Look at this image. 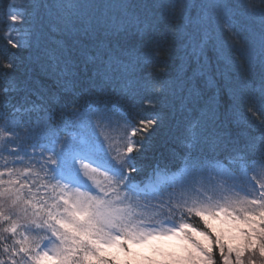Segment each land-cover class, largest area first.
<instances>
[{"label": "trees", "instance_id": "16d2710c", "mask_svg": "<svg viewBox=\"0 0 264 264\" xmlns=\"http://www.w3.org/2000/svg\"><path fill=\"white\" fill-rule=\"evenodd\" d=\"M12 1L0 0V73H8L0 75V122L16 119L23 129L48 115L58 124L71 111L88 107L113 108L137 129L143 127L140 120L155 118L156 124L133 136V141L144 144L142 149L134 144L131 153L139 169L138 173L129 171L134 185H142L157 173L175 174L185 166L264 163V110L259 103L264 88L259 57L264 4L260 0H246L248 7L238 6V0H224L228 8L221 13V39L228 42L226 57L235 62L238 71L211 46L205 50L206 60L191 58L185 47L186 33L191 29L185 27L183 19L169 17L163 7H155L158 0H73L71 8L64 0H29L22 12L31 22L26 27L33 35L26 46L13 48L6 40L7 25L3 22ZM203 2L193 0L194 4ZM198 11L194 7L191 14L195 17ZM65 14L77 21V26H81V19L103 18L109 24L132 20L143 32L133 27L120 35L118 48L109 45L113 57L110 66L96 61L86 67L84 57L61 55L63 49L73 48V38L55 23V17ZM228 24L233 26L234 40L225 27ZM36 33L41 37L39 44ZM240 46L250 51V64L237 51ZM53 55L60 60L54 63ZM90 55L95 56V51L90 50ZM10 57L14 69L3 67ZM134 58L138 63L132 67ZM103 60H109V53L103 54ZM197 71L205 72L196 81L205 99L215 97L213 118L203 102L192 108L183 100L186 88L181 91V85ZM159 81H166L168 87L164 91L157 87L153 93ZM10 86L13 90L5 93ZM197 120L203 127L189 132ZM193 134L206 138L193 150L196 162L184 159L188 150L179 143ZM190 219L203 228L199 218ZM213 253L215 264H222L219 250L214 247ZM253 253L242 258L244 264H249L251 255L256 257L253 264H264V257L258 251Z\"/></svg>", "mask_w": 264, "mask_h": 264}, {"label": "rangeland", "instance_id": "374dc122", "mask_svg": "<svg viewBox=\"0 0 264 264\" xmlns=\"http://www.w3.org/2000/svg\"><path fill=\"white\" fill-rule=\"evenodd\" d=\"M28 3L29 0H13L3 19L7 25L6 40L9 42L11 39L17 47L27 45L28 27L21 20L12 22L10 16L17 14L25 19L22 11ZM131 131L129 124L113 108L88 107L83 111H71L58 124L46 115L34 121L31 127L23 129L16 119L0 122V172L4 173L0 179L6 182L17 181L11 187L14 193L19 190L20 196L18 203H14L15 194L0 197L6 216L11 217L10 220L0 219V259L4 260L5 264H12L13 260L16 264H24L21 260L23 253L11 255L13 249L18 252L20 247L16 241L26 238L32 247L37 244L43 246L44 243H48L50 249L55 247L58 241L51 236L46 226L36 228L33 221L42 223V219L33 213L41 206H45V210L51 208L61 195L73 198L78 194L99 196L111 201L115 207L130 209L134 214L133 223L138 229L159 230L170 227L173 220L178 227L181 212L188 218L195 217L187 213V207L211 204L225 206L231 211L237 202L257 195L260 183H264V163L249 165L236 162L227 165L214 163L185 166L175 174L156 175L144 185L130 183L127 188L116 185L110 172H105L104 168H98L88 160L76 163V168L80 171L81 178L86 181L87 187L76 189L51 179L52 173L47 171V167L50 166L49 157L55 159L48 150L53 140L60 141L56 145L57 148L70 146L81 151V154L94 147L103 146L107 159L117 163L131 156L126 152L127 143L133 141ZM83 164H88V168L84 169ZM125 171L129 175V170ZM21 185L24 187L21 188ZM3 187L9 185L5 183ZM25 201H35V207ZM169 207L176 209L174 216L168 215ZM24 209H27V214ZM207 221L213 240L219 238L225 245V250L229 247L244 248L245 239L241 232L247 228L241 221H232L223 213H220L218 218L207 217ZM12 223L18 225L15 233L10 230ZM201 224L203 225L202 222ZM5 228L9 231H4ZM193 239L202 245L210 243L195 233ZM120 242L125 244L124 249L103 246L104 258L110 260L111 264H183L188 253L192 251L190 243L183 239V233L179 236L154 237L141 243L124 240ZM214 247L218 249V246L213 245ZM4 248H8V252H4ZM254 251L256 250L245 249L241 259L250 253L253 255ZM252 255L250 257L254 261L256 257ZM232 258L235 264V251ZM41 264L58 262L49 259L41 261Z\"/></svg>", "mask_w": 264, "mask_h": 264}, {"label": "snow or ice", "instance_id": "6c2138e0", "mask_svg": "<svg viewBox=\"0 0 264 264\" xmlns=\"http://www.w3.org/2000/svg\"><path fill=\"white\" fill-rule=\"evenodd\" d=\"M260 2L264 4V0H260ZM64 3H67L70 8L74 6L73 0H64ZM33 6L39 7L40 4H34ZM43 6L48 7L47 3ZM238 6L248 7V4L246 0H238ZM155 7H163L169 17L183 19L185 27L191 29L190 33H186L188 35V43L185 45L189 49L188 54L191 58L197 62H199L201 57H204L206 60L205 50L211 46L220 58L226 59V62L234 70L238 71L235 62L226 57L228 42L221 39L220 25L223 18L221 13H224V10L228 8L224 0H204L203 3L199 4H194L193 0H158ZM194 7L199 9L195 17L191 14V10ZM249 10L253 11L251 8ZM260 16L262 22H264V11L260 13ZM10 19L14 23L18 20L23 21L25 24L31 23L17 14L11 15ZM55 23L61 26L60 30H63L73 38V48L70 50L63 49L61 55L77 58L84 57L86 67L95 64L96 61L110 66V61L113 57L109 45L111 44L113 47L118 48L120 46L118 39L120 35L130 32L133 27L137 31L143 32V29H140L138 24L132 20L122 21L119 24H109L103 18H96L94 21L91 19H81L79 21L81 26H77V21L65 14L55 17ZM225 27L232 34L230 38L234 40L235 35L232 33L233 26L228 24ZM53 30L56 31L57 28L53 26ZM26 34L31 37L33 35L32 29L29 28ZM40 38V34L36 33L35 42L37 44H39ZM9 43L12 44L13 48L17 47V44L13 43L11 39H9ZM237 44L238 42L231 46L236 47ZM90 50H94L96 55H90ZM157 51L166 50L157 49ZM237 51L240 53V56L247 58L249 64L252 62L253 57L248 49L240 46L237 47ZM105 52L109 53L108 61L103 60ZM127 54L131 55V53ZM259 57L262 70H264V32L261 33L260 37ZM51 58L55 63L61 57L53 55ZM239 58L238 56L237 59ZM136 63H138V59L134 58L132 67H135ZM3 67L14 69L13 59L10 57ZM0 75L7 76L8 73H0ZM203 75H205L204 71H197L189 78L188 82L182 83L181 91H184L186 88V95H184L183 100L186 104L191 105L192 108H196L203 102L211 113L209 118H213L215 115V97H208L206 100V94L196 85L197 77ZM262 78H264V71H262ZM157 87L161 91H164L168 87V84L166 81L157 82L152 88L153 93H155ZM12 90L10 86L5 88L4 91L8 93ZM149 103H153V100H149ZM259 103L261 110H264V88L261 90ZM16 110L19 111V109ZM156 123L155 118L140 120V125L143 127L137 129L133 126L131 136H135L138 130L141 132L146 131L149 125ZM197 127H203L199 120L191 124L189 132H192ZM205 139L196 134L181 138L179 143L188 150L184 154V159H191L196 162L197 157L193 156V150L202 142H205ZM59 143L60 141L53 140L52 146L48 149L55 159L49 157L50 166L47 167V171L52 173V180L57 181V183L64 182L65 186H71L76 189L87 187L86 181L81 178L80 171L76 168L78 161L88 160L89 163H95L98 168H104L105 172L111 173V178L116 185H123L125 188L130 185L131 179H134V177L127 175L125 170L139 172V169L134 164L136 159L134 156H127L125 159L117 161V163H112L111 160L107 159L103 146L94 147L88 152L81 154V151H77L70 146L57 148L56 145ZM134 144L138 145L141 149L144 147L142 141L130 140L126 145L127 153L131 154L133 152ZM83 168L87 169L88 164H83ZM85 175H87V172H85ZM3 176L4 173L0 172V178ZM5 183L9 187H3ZM15 183L17 181L9 180L6 182L0 179V197L15 194L16 201L14 203H18L20 201L19 190H15L14 193L11 187ZM23 187L24 185H21V188ZM245 195L247 196L248 193H245ZM25 203H31L35 207L36 202L25 201ZM186 211L200 218L204 227L201 228L197 224H194L190 218L185 216L184 212H181V220L178 227L173 220L170 227L159 230L155 228L144 230L138 229L135 226L133 223L134 214L130 209L115 207L111 201L99 196L78 194L73 198L69 195H61L51 208L45 210V206H41L40 209L33 213V215L39 216L42 219V223L33 221L36 228L39 229L46 226L50 230L51 236L55 237V240L58 241L55 247L50 249L48 243H44L43 246L37 244L36 247H32L25 238L23 241H16L20 247L18 252L13 249L11 255L16 256L19 253H23L21 260L24 261V264H28L29 261L31 264H41V261L49 259H54L58 264H111L110 260L104 258L103 246L124 249L125 244L121 243V240L141 243L154 237L179 236L183 233V239L188 241L192 246V251L188 253L183 264H215L213 245L218 246L220 259L224 264H233V251H235V264H244L241 257L244 255L245 249H255L261 257H264V183H260V191L257 195L237 202L231 211L225 206L211 204L207 206L187 207ZM175 212V208L169 207V216H174ZM24 213L27 214V209H24ZM220 213H223L232 221H241L246 226L247 230L241 232V235L245 239L244 248L233 249L229 247L225 250V245L221 243L219 238L213 240L211 232L208 231L210 225L208 224L207 217L218 218ZM165 218L167 219V217ZM0 219H11V217L6 216L2 201H0ZM17 227V223H12L10 230L15 233ZM4 231H9V229L5 228ZM193 233L203 236L210 243L202 245L193 239ZM37 248H39L38 251L36 250ZM4 252H8V248H4ZM0 264H5L4 260L0 259ZM12 264H16V261L13 260ZM249 264H253L251 257H249Z\"/></svg>", "mask_w": 264, "mask_h": 264}]
</instances>
